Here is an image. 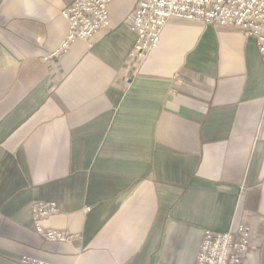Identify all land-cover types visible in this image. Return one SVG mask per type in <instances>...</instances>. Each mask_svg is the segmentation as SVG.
I'll return each mask as SVG.
<instances>
[{"label": "crops", "instance_id": "1", "mask_svg": "<svg viewBox=\"0 0 264 264\" xmlns=\"http://www.w3.org/2000/svg\"><path fill=\"white\" fill-rule=\"evenodd\" d=\"M74 0H0V264H194L203 230L252 224L264 264V65L238 29L169 19L144 59L109 26L58 56ZM56 203L43 227L35 202Z\"/></svg>", "mask_w": 264, "mask_h": 264}, {"label": "built area", "instance_id": "2", "mask_svg": "<svg viewBox=\"0 0 264 264\" xmlns=\"http://www.w3.org/2000/svg\"><path fill=\"white\" fill-rule=\"evenodd\" d=\"M113 0H74L61 15L69 26L61 47L50 57L64 52L76 40L89 42L97 32L109 26L108 5ZM122 20L136 39L130 57L144 59L157 48L160 34L169 19L196 21L215 28L238 29L253 39L264 65V0H136ZM56 203L35 202L31 207L33 230L47 243L68 244L78 236L43 227L56 212ZM194 264H243L251 244L256 243L252 224L237 225L225 233L203 230ZM21 264H51L28 257Z\"/></svg>", "mask_w": 264, "mask_h": 264}]
</instances>
